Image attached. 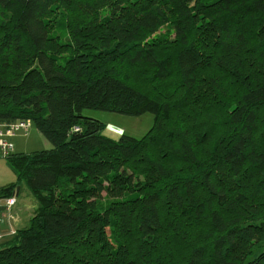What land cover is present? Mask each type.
I'll return each instance as SVG.
<instances>
[{"label": "trees", "instance_id": "obj_1", "mask_svg": "<svg viewBox=\"0 0 264 264\" xmlns=\"http://www.w3.org/2000/svg\"><path fill=\"white\" fill-rule=\"evenodd\" d=\"M18 120L52 148L6 158L37 208L0 264H264V0H0Z\"/></svg>", "mask_w": 264, "mask_h": 264}, {"label": "rangeland", "instance_id": "obj_2", "mask_svg": "<svg viewBox=\"0 0 264 264\" xmlns=\"http://www.w3.org/2000/svg\"><path fill=\"white\" fill-rule=\"evenodd\" d=\"M83 114L103 122L106 126L105 133L109 136L126 134L138 139L144 137L150 131L155 120L154 115L151 113H146L139 117H131L103 111L86 110ZM14 144V153H32L52 148V145L42 136L35 125H32L28 136H17L14 139ZM16 183H18L17 190L20 189L21 193H23L22 196H20V200L23 199L25 194H30L26 184L18 181L16 174L8 165L7 160L5 158H0V189ZM1 204L5 205L4 201L1 202L0 205ZM7 212L8 211H6L5 217L8 214ZM15 232H17V230H15ZM255 248H264V242L256 245Z\"/></svg>", "mask_w": 264, "mask_h": 264}, {"label": "crops", "instance_id": "obj_3", "mask_svg": "<svg viewBox=\"0 0 264 264\" xmlns=\"http://www.w3.org/2000/svg\"><path fill=\"white\" fill-rule=\"evenodd\" d=\"M106 134V133H105ZM109 136L108 134H106ZM119 136H109L113 139H118ZM20 190V189H19ZM19 193V191H18ZM23 193L17 194L18 202L16 206L9 212L7 209H0V237L10 235L11 230H20L28 226L30 220L34 216V212L37 208V203L30 194H25L23 199L20 200V196ZM1 203V201H0ZM4 204H1L2 208ZM8 211L5 217L6 211ZM3 241H0V243Z\"/></svg>", "mask_w": 264, "mask_h": 264}, {"label": "built area", "instance_id": "obj_4", "mask_svg": "<svg viewBox=\"0 0 264 264\" xmlns=\"http://www.w3.org/2000/svg\"><path fill=\"white\" fill-rule=\"evenodd\" d=\"M32 125L30 120H18L12 123L0 122V158L6 159L12 155L15 147L14 139L19 135L28 136ZM17 202V197L13 196L4 201V206L10 212ZM10 234L15 235V230H11Z\"/></svg>", "mask_w": 264, "mask_h": 264}, {"label": "water", "instance_id": "obj_5", "mask_svg": "<svg viewBox=\"0 0 264 264\" xmlns=\"http://www.w3.org/2000/svg\"><path fill=\"white\" fill-rule=\"evenodd\" d=\"M18 191H19V189H18Z\"/></svg>", "mask_w": 264, "mask_h": 264}]
</instances>
